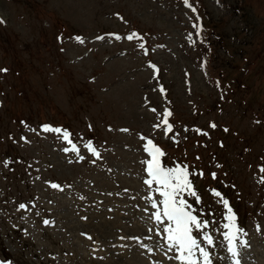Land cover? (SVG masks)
Returning <instances> with one entry per match:
<instances>
[{"label":"rangeland","instance_id":"rangeland-1","mask_svg":"<svg viewBox=\"0 0 264 264\" xmlns=\"http://www.w3.org/2000/svg\"><path fill=\"white\" fill-rule=\"evenodd\" d=\"M0 21V262L174 264L152 140L187 166L214 257L227 200L241 264H264V0H0Z\"/></svg>","mask_w":264,"mask_h":264},{"label":"snow or ice","instance_id":"snow-or-ice-1","mask_svg":"<svg viewBox=\"0 0 264 264\" xmlns=\"http://www.w3.org/2000/svg\"><path fill=\"white\" fill-rule=\"evenodd\" d=\"M185 4L187 5V0H185ZM2 22L0 21V23ZM135 36L136 34L132 33L127 36V39L132 40ZM116 38L119 39V37ZM98 39L101 38L98 37ZM140 47L143 48V44ZM149 66L152 67V65ZM0 71H7V69H0ZM169 115L171 113L166 111L164 124L167 127L165 128V134L172 130V126L167 121ZM211 126L215 127V125ZM44 130L48 131V126H45ZM55 131L60 132L61 130L55 129ZM204 134L206 135V133ZM64 139H68L67 132L64 133ZM141 139L144 138L141 137ZM86 147L94 155H99L92 148L90 142ZM143 149L151 157V159L141 162L146 165L144 171L150 177L149 179H144L143 183L157 192L161 198L157 200L153 199L151 195L148 197L151 208L155 209L149 218L155 221L157 225L155 235L159 237L158 240L154 241V247L159 251H163L166 259L174 262V264H214V259L227 260L228 264H241L240 249L246 247V243L242 240L238 241V235H242L243 230L236 228L235 217L232 214V209L228 206V201H222L224 208L227 210L224 216L227 223L222 225V228L226 229V231L222 235L223 240L227 242L226 252L228 255L214 257L213 252L210 251V249L215 247L214 238L207 231H203L208 227V222L198 220L197 215L193 214L192 205L184 199V194L186 193L189 196L195 197L196 203L200 202V197L193 188V182L189 179L187 166L161 167L160 157L164 153L152 140H147ZM260 171L264 172V167H261ZM212 175L215 178V173ZM261 182H264V178L261 179ZM153 184L156 185L154 189L152 188ZM51 187L57 188L58 185L52 184ZM213 194L216 197L221 196V193L218 191H214ZM19 207L23 209L25 205L21 204ZM48 223L49 221H44V224L47 225ZM149 231L151 232L152 229H149ZM129 239L139 240L137 237H129ZM145 239L152 240V236H147ZM142 247L147 248V251L150 253L153 251V248L147 245H142ZM220 247H223V245H220ZM0 264H4V262H0Z\"/></svg>","mask_w":264,"mask_h":264},{"label":"bare ground","instance_id":"bare-ground-1","mask_svg":"<svg viewBox=\"0 0 264 264\" xmlns=\"http://www.w3.org/2000/svg\"><path fill=\"white\" fill-rule=\"evenodd\" d=\"M130 264V263H129Z\"/></svg>","mask_w":264,"mask_h":264}]
</instances>
